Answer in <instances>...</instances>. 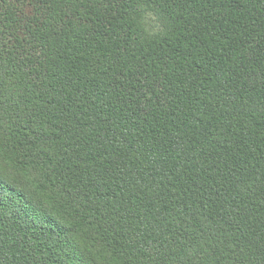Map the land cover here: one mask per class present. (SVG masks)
Returning a JSON list of instances; mask_svg holds the SVG:
<instances>
[{"label": "trees", "instance_id": "trees-1", "mask_svg": "<svg viewBox=\"0 0 264 264\" xmlns=\"http://www.w3.org/2000/svg\"><path fill=\"white\" fill-rule=\"evenodd\" d=\"M0 264H264V0H0Z\"/></svg>", "mask_w": 264, "mask_h": 264}]
</instances>
